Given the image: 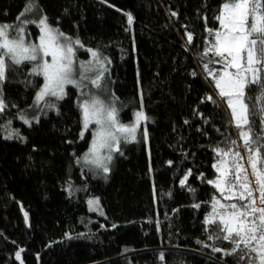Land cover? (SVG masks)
I'll return each instance as SVG.
<instances>
[{
    "label": "trees",
    "instance_id": "16d2710c",
    "mask_svg": "<svg viewBox=\"0 0 264 264\" xmlns=\"http://www.w3.org/2000/svg\"><path fill=\"white\" fill-rule=\"evenodd\" d=\"M225 2L36 0L32 19L46 15L111 61L107 76L116 106L124 107L120 121L130 122L141 102L150 119L115 155L110 172L96 176L76 163L92 139L91 131L80 138L79 91L66 86L58 112H41L30 106L43 78L27 82L30 64L9 72L2 86L8 106L0 113V264H237L235 256L212 251L231 244L208 240L204 223L213 195L219 198L208 183L217 176L213 149L227 147L226 138L239 140L226 105L205 100L216 91L201 60L206 29L219 28L215 17ZM26 3L0 0V24L16 22ZM28 31L36 42L38 28ZM84 49L79 60L90 56ZM257 92L253 86L248 95ZM90 198H99L103 214L88 208Z\"/></svg>",
    "mask_w": 264,
    "mask_h": 264
},
{
    "label": "snow or ice",
    "instance_id": "6c2138e0",
    "mask_svg": "<svg viewBox=\"0 0 264 264\" xmlns=\"http://www.w3.org/2000/svg\"><path fill=\"white\" fill-rule=\"evenodd\" d=\"M36 8V0H27L16 22L0 24V113L8 106L2 87L7 74L19 71L25 64L31 65L27 82L33 77L43 78L30 107L41 112L45 108L58 112L57 102L67 96L66 86L75 87L79 91L77 107L82 114L80 138L86 139L88 131L92 134L89 147L78 162L83 161V166H90L96 174H107L113 153L122 155V143L135 141L140 121L150 118L143 113L141 102L135 121L123 124L116 107L118 99L113 95L108 101L100 95L106 91L111 61L98 49H84L78 37L73 40L58 27L51 26L46 15L32 19ZM126 15L131 26L133 17ZM215 19L219 28L206 29L208 37L201 60L216 91L205 100L217 107L226 105L230 110L229 123L237 129L239 143L226 138L227 147L213 149L219 157L213 164L218 174L208 183L219 193V198L212 197L205 231L208 240L231 244L230 249L212 245L213 252L235 256L237 264H264V0H227ZM29 25L38 28V43L29 39ZM187 37L191 44L193 34L188 33ZM82 49L90 54L87 62L77 56ZM253 86L258 89L255 97L248 95ZM20 119L31 126L26 114L22 113ZM33 119L39 122V117ZM142 135L147 141L146 128ZM7 138H11V132ZM190 175L191 170L180 180L182 187ZM88 204L90 208H98L99 198L90 199ZM15 255L17 260L21 259L20 251Z\"/></svg>",
    "mask_w": 264,
    "mask_h": 264
},
{
    "label": "rangeland",
    "instance_id": "374dc122",
    "mask_svg": "<svg viewBox=\"0 0 264 264\" xmlns=\"http://www.w3.org/2000/svg\"><path fill=\"white\" fill-rule=\"evenodd\" d=\"M224 4V3H223ZM222 4V5H223ZM39 35H40V33H39ZM38 35V36H39ZM37 43H38V39H37V41H36ZM91 57L89 56V58L88 59H83V60H80V61H83V62H87L89 59H90ZM100 95L102 96V98H104V99H106V100H108V101H111L112 100V93H111V85H110V82H109V78H108V76L106 77V91L105 92H103V93H100ZM118 109H119V112H118V116H119V119H120V115L122 114V112L124 111V107H119V106H116ZM36 108V107H35ZM139 109H134L133 111H132V118H131V121L130 122H128V123H124V122H122L123 124H125V125H129V124H131V123H133L134 121H135V113L138 111ZM144 113V112H143ZM229 113H230V110H229ZM145 114V113H144ZM231 117V116H230ZM145 121L146 120H141L140 121V127H141V125H145ZM140 127H138L137 128V135H138V132H139V129H140ZM131 142H133V141H131ZM131 142H128V143H122V148L124 147V146H126V145H128L129 143H131ZM89 147V146H88ZM88 149V148H87ZM87 149L84 151V153L87 151ZM83 153V154H84ZM83 154L81 155V156H83ZM115 155H117V153H113V157H115ZM80 156V157H81ZM217 162V161H216ZM76 163L77 164H79L81 167H85V166H83V161H79L78 162V159L76 160ZM86 169H88L92 174H94V175H100V174H96L92 169H91V167L89 166V167H85ZM102 174V173H101ZM218 174V173H217ZM216 178V177H215ZM214 178V179H215ZM90 199H93V198H90ZM90 199H88L87 200V205H88V208L90 209V210H93V211H95V212H97V213H101L102 212V210H101V207L100 206H98V208H90V206H89V204H88V201L90 200Z\"/></svg>",
    "mask_w": 264,
    "mask_h": 264
},
{
    "label": "built area",
    "instance_id": "2783aa9c",
    "mask_svg": "<svg viewBox=\"0 0 264 264\" xmlns=\"http://www.w3.org/2000/svg\"><path fill=\"white\" fill-rule=\"evenodd\" d=\"M235 139H236V140L238 141V143H239V140H238V138H237V137H235ZM249 171H250V169H249ZM252 183H253V184H255V180H254V179L252 180Z\"/></svg>",
    "mask_w": 264,
    "mask_h": 264
}]
</instances>
